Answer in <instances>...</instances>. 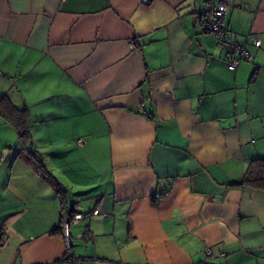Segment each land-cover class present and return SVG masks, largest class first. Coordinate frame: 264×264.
I'll list each match as a JSON object with an SVG mask.
<instances>
[{"label":"crops","instance_id":"0c3cea01","mask_svg":"<svg viewBox=\"0 0 264 264\" xmlns=\"http://www.w3.org/2000/svg\"><path fill=\"white\" fill-rule=\"evenodd\" d=\"M221 2L233 71L200 25ZM0 96L31 136L0 115V264H264V190L237 184L264 157V0H0Z\"/></svg>","mask_w":264,"mask_h":264},{"label":"built area","instance_id":"2783aa9c","mask_svg":"<svg viewBox=\"0 0 264 264\" xmlns=\"http://www.w3.org/2000/svg\"><path fill=\"white\" fill-rule=\"evenodd\" d=\"M149 1V0H145ZM227 12V5L224 2L215 7L213 11H206L200 16V25L203 31L211 33L215 40L218 47L226 48L228 52V61L227 67L229 70H235L239 63L244 60L251 59L250 52L245 48V46L241 45L239 42L232 40L226 32L225 26L223 24V18ZM260 40L258 38L253 39V44L255 46H260ZM82 143L81 141L79 142ZM92 213H98V209H94ZM87 216V214L78 213L73 216L71 220H65L62 224V236L64 238L65 247L67 257L65 260L72 261L69 257L68 253L70 250V231L69 227L71 222H78L82 218ZM3 234V227L0 228V236ZM82 237L88 239L90 237L89 232H85L82 234ZM209 253V252H207ZM77 264H81L80 261H77Z\"/></svg>","mask_w":264,"mask_h":264},{"label":"trees","instance_id":"16d2710c","mask_svg":"<svg viewBox=\"0 0 264 264\" xmlns=\"http://www.w3.org/2000/svg\"><path fill=\"white\" fill-rule=\"evenodd\" d=\"M213 10H215V8L212 9L211 11ZM224 18H223V24H224ZM0 115L14 127L17 136L23 145H25L30 141L31 136L29 132V112L27 108H18L6 96H2V97L0 96ZM28 154H30V152ZM37 167L41 169L43 174L46 173L40 161H37ZM237 184L254 189L264 190V157L252 159L247 164L244 172L242 173L241 179ZM54 185L58 187L57 182H54ZM154 198L155 196H153V199ZM73 215L74 214L70 215L69 220H71V217ZM63 221L64 220H61L59 226H57L52 230L53 233L62 234ZM68 255L72 259V261H75L70 255V250ZM66 257H67V253L65 254L64 258Z\"/></svg>","mask_w":264,"mask_h":264},{"label":"rangeland","instance_id":"374dc122","mask_svg":"<svg viewBox=\"0 0 264 264\" xmlns=\"http://www.w3.org/2000/svg\"><path fill=\"white\" fill-rule=\"evenodd\" d=\"M6 126V128H8V129H6V130H3V128H1V130L0 131H2V132H4V134H6V136L7 137H9V132H10V136H12V138H10L8 141H12L11 143H19L20 144V142L17 140V137H16V132L14 131V129H12V127L10 126V125H5ZM5 152V150H1L0 151V155L2 154V153H4ZM88 194V193H87ZM82 195H86V194H81V196ZM72 198V201H74V199H75V201H77V199L79 198H75V197H77V196H74L73 194H71L70 195ZM80 201V200H79ZM79 201H77V202H79ZM76 229H78V226H75V225H71L70 226V233H71V235H74L75 234V230Z\"/></svg>","mask_w":264,"mask_h":264}]
</instances>
